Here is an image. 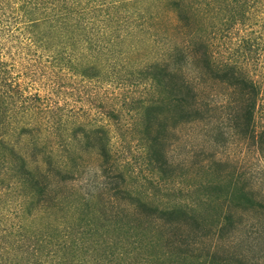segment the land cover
I'll use <instances>...</instances> for the list:
<instances>
[{"label": "trees", "instance_id": "obj_1", "mask_svg": "<svg viewBox=\"0 0 264 264\" xmlns=\"http://www.w3.org/2000/svg\"><path fill=\"white\" fill-rule=\"evenodd\" d=\"M150 21L157 23L148 27ZM150 27L165 35L160 41L166 48L153 54L152 45L160 41L150 35L148 54L140 59L138 42L128 38ZM263 35L264 0H0V264H246L198 250L178 234L185 226L228 232L235 208L258 212L262 203L216 163L192 171L195 163L173 165L168 150L178 125L210 122L217 112L241 138L253 139L264 85L241 63H257L259 51L264 56ZM11 63H35L37 70L29 74L45 82V90L58 87L63 73L96 88L105 83L140 90L138 97L119 99L126 106L137 98L140 162L152 177L149 186L157 193L191 176L193 192L201 196L170 205L130 191L107 130L93 123L75 130L94 152L95 171L147 223L128 213L122 220L120 210L108 215L90 195L82 202L51 196L50 177L73 180L81 172L80 157L54 162L41 148L42 118L34 114L25 81L11 73ZM130 63L143 64L122 73L119 65ZM213 85L226 90L219 104ZM39 91L33 99L40 100ZM110 110L107 117L119 122V113ZM257 139L261 146L264 130ZM30 146L40 151L28 156ZM60 213L71 224L61 222Z\"/></svg>", "mask_w": 264, "mask_h": 264}, {"label": "rangeland", "instance_id": "obj_2", "mask_svg": "<svg viewBox=\"0 0 264 264\" xmlns=\"http://www.w3.org/2000/svg\"><path fill=\"white\" fill-rule=\"evenodd\" d=\"M153 23L155 25L157 22L150 21L147 23L148 27ZM137 31L139 33L135 34ZM150 35H155L158 42L165 37L163 33L155 34L150 27V30L145 33L135 29L133 36L128 38L138 42L140 59H144V55L148 54L147 37ZM127 42L128 40L121 45L123 49L127 47ZM162 43L163 40L155 46L152 45L153 54L162 53L166 48L165 43ZM222 51L225 52V49ZM258 53L257 63L241 64L248 69L249 76L254 81L264 85V56L260 51ZM136 58L137 55L134 60ZM142 64L119 65V69L122 73H130ZM11 65L15 66L11 69V73L16 78L20 77L25 81L27 90L24 91V95L31 97L28 102L31 103L34 114L42 118L39 122L44 128L40 137L45 142L41 148H45L54 162L63 160L70 163L76 156L80 157L81 172L76 174L73 180L60 183L56 180L57 176L50 177L54 182L51 196L54 194H60L61 198L71 196L80 202L86 195H90L93 204L97 208L105 209L108 215L115 210H120L122 220L126 219L125 214L128 213L129 217L140 215L138 221L143 224L147 223L148 220L139 212V209H133L127 205L125 200L114 197V192L109 190L112 185H105L107 179L95 171L98 164L95 155L92 154L94 152L89 153L91 148H86L83 134L75 130L81 126L88 127L90 123L107 130L112 154L117 159L115 161L119 171L124 173L125 184L130 191L146 192L145 194L149 195L148 200L153 201L159 198L158 203H169L170 205L171 203H192L201 196L200 193L193 192L195 185L191 186L193 184L190 181L191 176L181 181L178 180L174 185L157 193L149 186L148 180H152V177L149 170L140 162L139 145L142 141L139 129L141 127L135 113L137 106L134 105L137 98L129 101L126 106L121 105L119 99L122 96H127L128 99L129 96H137L141 93L140 90L131 88L127 90L122 85L109 87L105 83L100 88H96L92 86V82L80 84L68 73H63L59 86L50 91L45 90L48 88L45 82H35L33 80H37V77L30 76L31 71L37 70L35 63H27L28 66L26 63H11ZM38 90L41 92L40 100L33 99V94ZM211 90L219 104L226 90L220 85H213ZM100 100L103 103H100ZM110 109L119 113V122H112L108 118ZM224 115L217 112L214 113L210 122L178 125L168 150L169 160L173 165L184 167H190L195 163L196 165L191 166L192 171L198 169L197 166L201 164L216 163L224 176L237 178L240 186L254 194L256 200L262 203L263 208L258 209V212L235 208L236 220L228 232L218 230L209 232L203 226H185L182 234L178 236L183 235L180 239L190 241L198 250L215 251L223 257L237 261L243 260L246 264H264V143L260 146L257 139V135L264 130V93L260 99L259 110L253 116L252 140L241 138L237 131L225 121ZM29 150L28 156L40 151L32 146ZM40 157L44 160L42 155ZM133 212L136 213L132 214ZM54 216L56 214L51 213V219ZM58 217L61 222L71 224L68 219L69 215L60 213ZM131 225H136V221H133Z\"/></svg>", "mask_w": 264, "mask_h": 264}]
</instances>
